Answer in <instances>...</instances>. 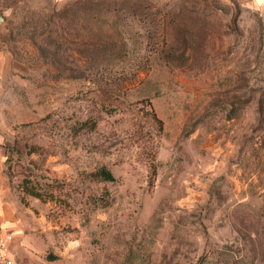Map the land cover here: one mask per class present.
<instances>
[{
  "label": "rangeland",
  "instance_id": "rangeland-1",
  "mask_svg": "<svg viewBox=\"0 0 264 264\" xmlns=\"http://www.w3.org/2000/svg\"><path fill=\"white\" fill-rule=\"evenodd\" d=\"M0 14L14 264H264V5L0 0ZM159 21L186 60L148 57ZM99 37L126 57L98 58Z\"/></svg>",
  "mask_w": 264,
  "mask_h": 264
},
{
  "label": "trees",
  "instance_id": "trees-1",
  "mask_svg": "<svg viewBox=\"0 0 264 264\" xmlns=\"http://www.w3.org/2000/svg\"><path fill=\"white\" fill-rule=\"evenodd\" d=\"M70 1V0H68ZM76 0H73V2ZM84 0H81V3H83ZM78 4V3H77ZM175 20H171L170 23H175ZM151 29L148 30V43H152V51L148 57L156 56L157 58H161L167 61L168 64H174L176 61L183 59L186 60L187 55L186 52L182 53L181 55H177L176 53V44L175 41L173 40L175 36L171 33H169V28L165 29H160V27L163 25L162 23L159 22H153L151 23ZM158 33H160L158 35ZM107 42H104L103 37H99V40L94 41L90 44H88V47L93 50V52L97 55L98 58L104 59V58H110L114 56H119V58H125L126 54H113L110 53L111 51L107 49ZM109 46L116 47L117 43L114 44H109ZM96 74H99V70L97 71ZM103 75V74H102ZM83 125H86V127L89 126L88 122H84ZM83 127V126H82ZM85 127V126H84ZM91 127H95V125H92ZM151 170V177L152 179L155 178L157 174V165L154 163L150 166ZM94 175L100 179L101 181L105 182H115L116 177L114 176L113 172L107 168H102L98 170L97 172L94 173ZM23 193L24 195H29L34 198L40 199L42 201L49 199L55 198L54 194H46V191H43L39 189L37 186L33 184L32 181L27 182L24 180L23 183ZM24 202V199H22ZM51 260H56V258H52Z\"/></svg>",
  "mask_w": 264,
  "mask_h": 264
},
{
  "label": "crops",
  "instance_id": "crops-1",
  "mask_svg": "<svg viewBox=\"0 0 264 264\" xmlns=\"http://www.w3.org/2000/svg\"><path fill=\"white\" fill-rule=\"evenodd\" d=\"M254 2L260 6L264 5V0H254ZM1 157L2 156L0 154V158ZM10 193H11V189H9V186L7 185V183L0 182V226H13L14 225L13 224V214H12L13 207L10 202L6 201V198L8 197Z\"/></svg>",
  "mask_w": 264,
  "mask_h": 264
},
{
  "label": "built area",
  "instance_id": "built-area-1",
  "mask_svg": "<svg viewBox=\"0 0 264 264\" xmlns=\"http://www.w3.org/2000/svg\"><path fill=\"white\" fill-rule=\"evenodd\" d=\"M12 236L0 228V264H14V259L9 250Z\"/></svg>",
  "mask_w": 264,
  "mask_h": 264
},
{
  "label": "water",
  "instance_id": "water-1",
  "mask_svg": "<svg viewBox=\"0 0 264 264\" xmlns=\"http://www.w3.org/2000/svg\"><path fill=\"white\" fill-rule=\"evenodd\" d=\"M4 19L2 18L1 14H0V23H3Z\"/></svg>",
  "mask_w": 264,
  "mask_h": 264
}]
</instances>
